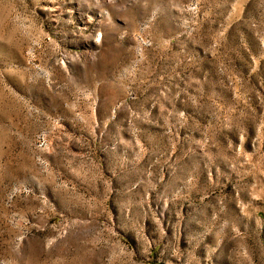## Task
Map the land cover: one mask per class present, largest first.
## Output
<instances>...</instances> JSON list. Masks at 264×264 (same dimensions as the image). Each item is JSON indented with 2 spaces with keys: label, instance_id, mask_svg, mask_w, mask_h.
I'll return each mask as SVG.
<instances>
[{
  "label": "rangeland",
  "instance_id": "1",
  "mask_svg": "<svg viewBox=\"0 0 264 264\" xmlns=\"http://www.w3.org/2000/svg\"><path fill=\"white\" fill-rule=\"evenodd\" d=\"M0 264H264V0H0Z\"/></svg>",
  "mask_w": 264,
  "mask_h": 264
}]
</instances>
